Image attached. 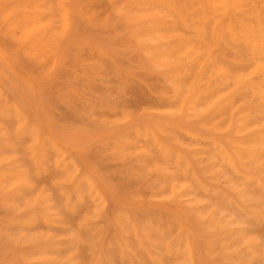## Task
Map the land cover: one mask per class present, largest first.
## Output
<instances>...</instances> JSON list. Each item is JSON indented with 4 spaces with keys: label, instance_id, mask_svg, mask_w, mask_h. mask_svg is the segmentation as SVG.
Wrapping results in <instances>:
<instances>
[{
    "label": "rangeland",
    "instance_id": "1",
    "mask_svg": "<svg viewBox=\"0 0 264 264\" xmlns=\"http://www.w3.org/2000/svg\"><path fill=\"white\" fill-rule=\"evenodd\" d=\"M0 264H264V0H0Z\"/></svg>",
    "mask_w": 264,
    "mask_h": 264
},
{
    "label": "bare ground",
    "instance_id": "2",
    "mask_svg": "<svg viewBox=\"0 0 264 264\" xmlns=\"http://www.w3.org/2000/svg\"><path fill=\"white\" fill-rule=\"evenodd\" d=\"M218 3V2H217ZM210 4V3H209ZM219 7H220V5H219ZM225 7V6H224ZM212 9V8H211ZM219 9H221V8H219ZM229 9V8H228ZM234 10V9H233ZM235 14V13H234ZM228 15V14H227ZM229 16V15H228ZM233 16V15H232ZM227 19V18H226ZM218 26V25H217ZM244 27V26H243ZM208 37V36H207Z\"/></svg>",
    "mask_w": 264,
    "mask_h": 264
}]
</instances>
